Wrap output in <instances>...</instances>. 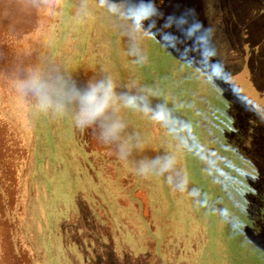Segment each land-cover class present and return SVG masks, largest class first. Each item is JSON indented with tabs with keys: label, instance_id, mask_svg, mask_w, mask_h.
Segmentation results:
<instances>
[{
	"label": "rangeland",
	"instance_id": "rangeland-1",
	"mask_svg": "<svg viewBox=\"0 0 264 264\" xmlns=\"http://www.w3.org/2000/svg\"><path fill=\"white\" fill-rule=\"evenodd\" d=\"M104 75L83 129L18 88ZM0 264H264V0H0Z\"/></svg>",
	"mask_w": 264,
	"mask_h": 264
},
{
	"label": "clouds",
	"instance_id": "clouds-1",
	"mask_svg": "<svg viewBox=\"0 0 264 264\" xmlns=\"http://www.w3.org/2000/svg\"><path fill=\"white\" fill-rule=\"evenodd\" d=\"M117 82L110 75L89 80L83 86L73 85L71 87L53 85L43 80L30 79L21 81L18 88L22 93L31 94L38 100L42 109L54 108L61 111L67 103L75 105L73 120L77 127L87 128L98 121L108 119V113L114 105L119 104L122 108L135 107L134 95L116 91ZM122 125L117 120L107 124L105 139L118 138ZM119 159L125 160L126 152L122 149L118 154ZM163 157H154L151 161L140 163L136 170L143 174L151 168L152 162Z\"/></svg>",
	"mask_w": 264,
	"mask_h": 264
},
{
	"label": "snow or ice",
	"instance_id": "snow-or-ice-1",
	"mask_svg": "<svg viewBox=\"0 0 264 264\" xmlns=\"http://www.w3.org/2000/svg\"><path fill=\"white\" fill-rule=\"evenodd\" d=\"M210 54H211L210 50L205 53V55H210ZM221 83H223L222 79H221ZM225 88L227 89V85H225ZM227 90L231 93L230 89H227Z\"/></svg>",
	"mask_w": 264,
	"mask_h": 264
}]
</instances>
